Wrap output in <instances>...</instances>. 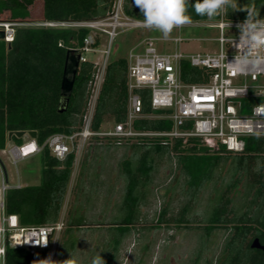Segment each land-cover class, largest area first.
Listing matches in <instances>:
<instances>
[{
  "label": "trees",
  "instance_id": "1",
  "mask_svg": "<svg viewBox=\"0 0 264 264\" xmlns=\"http://www.w3.org/2000/svg\"><path fill=\"white\" fill-rule=\"evenodd\" d=\"M115 0H0V21L24 23H65V26H23L16 31L12 43L0 41V150L9 143L22 144L25 135L36 132L40 145L57 133L72 134L80 129L85 111L88 93L87 87L93 74L92 62L82 63L76 77L74 90L67 112H58V102L67 51L80 48L90 29L74 27L73 22H87L106 18L112 10ZM261 8L264 0H254ZM102 4L103 6H99ZM125 13L136 19H143L133 0H125ZM260 10V9H259ZM191 11V10H190ZM192 20L216 21L191 13ZM247 13L226 14L227 18L245 20ZM100 44V39H97ZM128 60L122 57L111 60L105 82L99 96L93 122V129L99 130L106 122L123 123L126 119L129 91L127 86ZM207 70L194 68L189 62H182L181 77L185 83L198 84L206 80ZM143 102L144 114L162 115L164 111H154L151 107V93L144 89L137 91ZM256 100L244 102V113ZM137 130L169 131L173 128L170 120L163 118L142 119L135 123ZM10 133L14 135L9 138ZM245 149L240 154L226 151L220 145H207L200 138L187 141L176 140L162 145L153 141L148 144L116 145L133 148L134 154L125 161L122 177L126 182L123 199V221H139L142 207L146 204L151 187H162L155 183L160 164L167 161L170 175L179 173L178 185L190 195L178 213L171 214L169 206L160 211L159 221H178L189 223L192 199L205 184L218 182L216 172L222 164L230 162V178L224 181L227 190L219 196L204 212L208 219L209 232L213 227L226 228L230 224V236L225 250L230 252L229 264H257L255 256L246 263L242 260L247 238L263 234L264 230V137L244 138ZM94 144V147H98ZM41 157L43 168L41 183L38 186H24L10 189L6 194V212L17 215L22 226H39L55 223L59 220L76 164V154L71 153L66 160L56 159L48 148H44ZM257 162L262 165L257 171ZM164 185V182H163ZM164 188V187H163ZM167 192L175 187H167ZM235 193V199L229 198ZM192 198V199H191ZM170 214V217H168ZM81 223L84 217L73 219ZM249 224V225H248ZM124 232L122 237H124ZM122 239L116 242V250ZM249 248V247H248ZM48 251L34 253L23 248H7L5 264H44L48 260Z\"/></svg>",
  "mask_w": 264,
  "mask_h": 264
},
{
  "label": "built area",
  "instance_id": "2",
  "mask_svg": "<svg viewBox=\"0 0 264 264\" xmlns=\"http://www.w3.org/2000/svg\"><path fill=\"white\" fill-rule=\"evenodd\" d=\"M125 0H115L112 10L106 18L87 22H73L74 27L90 29L80 48H74L81 55L80 65L92 62L93 74L89 80L88 101L82 115L80 129L72 134L57 133L50 136L43 145L28 134L22 144L9 143L0 150L17 165L28 158L40 155L48 148L59 161H64L71 154L76 159L90 145L91 141H111L116 145L126 143L148 144L153 141L168 145L176 140L187 141L189 138H200L213 141L211 146L220 145L227 152L240 154L244 152L245 140L248 137H264V64L259 68L249 67L246 73H238L233 66L234 57L242 51L239 42L237 25L244 20L226 19L222 15L219 20H192V23L181 28L205 27L217 29L219 50L186 54L182 51H161L157 43H173L179 47L190 39L182 37L154 38L146 37L132 50L128 60V106L123 123H115L111 130L102 127L93 129L94 115L103 84L106 70L111 62L110 56L114 41L124 30L141 29L137 21L125 13ZM65 26V23H24L16 21H0V30L4 32V40L12 43L16 31L23 26ZM230 25V26H229ZM106 39L104 48L100 49L97 39ZM71 49V48H70ZM101 54L98 60L88 55ZM187 61L194 68L208 71L206 80L198 84L185 83L181 77L182 62ZM147 89L151 93V107L154 111H164L162 115L144 114L143 102L137 91ZM256 100L249 105V112L244 113V102ZM163 118L173 123L169 131L137 130L135 123L142 119ZM2 152V153H1ZM264 156V154H263ZM0 161V264H5L7 248L28 249L32 253L39 250L48 251V260L54 262L60 235L66 228L64 210L55 223L39 226H22L17 215L6 212V194L10 189H21L19 182L9 184L7 171ZM77 161V160H76ZM4 164V162H3Z\"/></svg>",
  "mask_w": 264,
  "mask_h": 264
},
{
  "label": "rangeland",
  "instance_id": "3",
  "mask_svg": "<svg viewBox=\"0 0 264 264\" xmlns=\"http://www.w3.org/2000/svg\"><path fill=\"white\" fill-rule=\"evenodd\" d=\"M248 3L249 0H238L241 8ZM239 12L229 11L232 15H237ZM224 15L226 19H231L227 18L226 14ZM259 18L264 19V4L259 10ZM146 37L163 38L160 33L145 28L124 30L114 41L110 60L127 57L132 50L138 52L142 47L137 46ZM175 37L190 39V41L183 42L179 47H176L173 43L158 42V48L161 49V46H164L169 52L179 50L186 54L205 51L215 52L219 50V43L217 42L219 31L217 29L205 27L174 29L169 38ZM100 44V49H103L106 39L100 37ZM101 56V54L88 55L90 59L95 60L100 59ZM114 124L106 122L103 124V127L106 130H111ZM94 142H90V145L86 147L85 151L76 161L63 207L66 228L60 235L53 264H62L64 260L70 257V253L79 255L82 264H89L92 261L89 256L91 255L90 251L92 250V246L98 242L96 239L99 240V234L97 235L98 232H88L86 228L74 227L69 229L70 221H73V219L84 217L85 221H99L103 227L105 224L110 225L124 220L123 199L126 192V182L122 177L124 173L122 167L125 161L134 154V149L116 147L111 141H105L101 146L94 147ZM204 142L207 145L214 143L213 141ZM1 156L7 171L9 184L16 185L20 182L23 186H38L41 183L43 163L39 155L21 161L17 165H14L5 154H1ZM168 166L169 163L167 161L164 164L163 162L160 164L159 172L155 176V183L162 184V187L158 186L155 189L151 187V192L147 195L146 204L142 207V215L139 221H149L151 223H153L152 221H159L160 211L164 207L169 206L172 210L170 213L175 214L181 210V207L185 203L188 204L190 201V195L186 194V191L182 189V185H178L179 173L175 172L174 175H170ZM229 168L230 162L222 164L216 172L218 182L216 184L214 182L205 184L195 199L191 198L193 204L190 217L196 219L194 222L197 221L199 223L202 221L205 225L209 223L208 219H204V212L213 203H217L219 199L218 195L227 190L224 181L230 178ZM0 178H2L1 171ZM169 186L175 187V190L167 192L166 188ZM236 197L233 192L229 195L231 199H235ZM168 217H170V214H168ZM110 227L106 226V228L100 229L99 232L103 235L111 231L113 235L111 238H116L118 232ZM192 227L194 228L195 226H189V228L183 230L185 240L183 248L179 249V254L182 251L184 254L189 253L190 255L195 252L199 253L203 251V247L214 243L212 239H207L206 229L203 226H199L202 229H199L196 235H193L195 233H192ZM215 233V244L219 247L217 248L218 254L221 252L228 237L226 238L227 233L225 228L219 227ZM114 242L112 241L111 244L114 245ZM131 242V240L127 242V248L130 247Z\"/></svg>",
  "mask_w": 264,
  "mask_h": 264
},
{
  "label": "flooded vegetation",
  "instance_id": "4",
  "mask_svg": "<svg viewBox=\"0 0 264 264\" xmlns=\"http://www.w3.org/2000/svg\"><path fill=\"white\" fill-rule=\"evenodd\" d=\"M119 221L114 224H105L104 227L99 221H70V228H86L88 232H98V242L92 246V250L89 255L93 259L98 253L103 257L105 264H229L227 262L230 252L225 250V245L221 249V252L217 254V248L215 242V229L209 232L210 223L203 224L202 221H189V223H181L178 221ZM249 225V224H248ZM111 226L110 228L116 230V238H111V231L105 234L99 232L100 229ZM189 226H195L192 230L193 235L199 232V226H203L206 229V236L209 240L212 239L214 243L203 247V251L194 254H184L183 251L179 254V249L184 245V233L185 228ZM230 230H226L227 237L230 236L231 226L227 225ZM68 228V227H67ZM261 231L264 230L259 226ZM189 230V229H187ZM115 232V231H113ZM125 235L122 237L121 234ZM166 232V233H165ZM108 234V235H106ZM102 235V237H101ZM189 235V234H187ZM191 235V234H190ZM122 239L119 248L116 250V242ZM131 240L130 247L126 245ZM258 241L260 248H252L255 241ZM112 241L114 245L111 244ZM127 246V247H126ZM245 249L242 252V260L246 263L248 259L255 256L257 264H264V237L263 234L259 236L253 233L248 236L245 243ZM249 247V248H248ZM221 248V247H220ZM91 264V262L89 263ZM247 264V263H246Z\"/></svg>",
  "mask_w": 264,
  "mask_h": 264
},
{
  "label": "clouds",
  "instance_id": "5",
  "mask_svg": "<svg viewBox=\"0 0 264 264\" xmlns=\"http://www.w3.org/2000/svg\"><path fill=\"white\" fill-rule=\"evenodd\" d=\"M133 3L143 15V19L137 21L138 26L156 31L164 39H168L174 29L191 24L192 12L213 19L229 11H245L246 19L237 25L242 51L234 57L233 66L238 73L243 74L250 66L259 68L264 64V19L259 18L260 8H257L254 0H249L243 8L239 6L238 0H133ZM261 166L257 162L256 170L259 171ZM44 264H53V261L45 260ZM62 264L82 262L79 255L70 253V257ZM91 264H105V261L98 253Z\"/></svg>",
  "mask_w": 264,
  "mask_h": 264
},
{
  "label": "water",
  "instance_id": "6",
  "mask_svg": "<svg viewBox=\"0 0 264 264\" xmlns=\"http://www.w3.org/2000/svg\"><path fill=\"white\" fill-rule=\"evenodd\" d=\"M4 37H5L4 32L0 30V41H3ZM80 59H81V55L78 54L74 48H71L67 51L64 73L61 83L60 98L58 102V112L60 114L67 112L69 108L70 99L74 90L76 77L80 67ZM13 135H14L13 133H10L9 138L11 139ZM28 135L33 139L37 137L36 132H30ZM15 136L21 138L26 135L25 133L20 132V133H16ZM1 163L6 171L5 165L3 164L2 161ZM252 248H260L257 240L252 245Z\"/></svg>",
  "mask_w": 264,
  "mask_h": 264
},
{
  "label": "crops",
  "instance_id": "7",
  "mask_svg": "<svg viewBox=\"0 0 264 264\" xmlns=\"http://www.w3.org/2000/svg\"><path fill=\"white\" fill-rule=\"evenodd\" d=\"M161 51H168L164 46L162 47L161 46V49H160ZM106 141V140H105ZM105 141H95L94 143L97 145V146H101L102 144H103V142H105ZM106 142H110V141H106ZM76 165V164H75ZM66 201V200H65Z\"/></svg>",
  "mask_w": 264,
  "mask_h": 264
}]
</instances>
